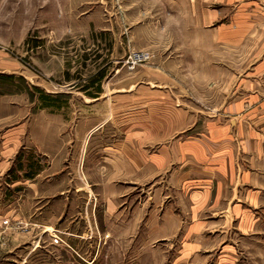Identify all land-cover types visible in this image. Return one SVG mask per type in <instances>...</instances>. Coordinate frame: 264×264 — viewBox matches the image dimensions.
<instances>
[{"label":"crops","instance_id":"obj_1","mask_svg":"<svg viewBox=\"0 0 264 264\" xmlns=\"http://www.w3.org/2000/svg\"><path fill=\"white\" fill-rule=\"evenodd\" d=\"M97 8L123 23L130 42H113L108 33L105 51L186 54L171 57L170 65L177 73L187 69L193 95L184 103L143 85L141 112H78L72 124L49 112L42 133H32L37 167L16 171L8 183L4 175L22 134L2 136L0 264H24L42 231L55 226L56 219L39 215L50 209L49 197L64 193L66 158L105 198L107 220L123 216L153 228L155 239L176 237L180 260L201 253L236 260L243 237L264 234V0H65L62 13L92 19ZM132 27L142 30V40L131 47ZM162 68L143 73L149 81L178 84ZM197 86L202 95H195ZM90 91L85 99L98 101V91ZM136 188L145 193L128 209ZM15 189L21 193L11 197Z\"/></svg>","mask_w":264,"mask_h":264},{"label":"rangeland","instance_id":"obj_2","mask_svg":"<svg viewBox=\"0 0 264 264\" xmlns=\"http://www.w3.org/2000/svg\"><path fill=\"white\" fill-rule=\"evenodd\" d=\"M64 6L65 0H0V146L2 136L21 131L22 145L12 167L14 176L16 171L37 167L39 151L32 144V133H42L49 112H59L71 124L79 117L78 112H141L146 105L139 99L138 89L143 85L168 90L184 103L188 93L193 95L192 86L187 84V69L177 73L170 65L171 57L186 54L147 51L148 61L131 64L129 56L140 52L138 48L121 53L105 51L108 33L114 35L113 42H129L122 33L123 23H114L102 8L90 15L92 19H85L86 13H62ZM56 16L62 19L56 20ZM68 16L76 19L67 20ZM141 31L132 27L131 47L141 42ZM153 66H163L169 76L173 73L178 84L146 79L145 67ZM97 88L98 101L86 100L84 95ZM197 88L195 95H202V87ZM64 162L68 178L64 193L49 197L50 209L39 215L56 219L55 226L44 231L41 228L39 243L24 264H264V234L258 240L243 237L233 261L202 253L189 260L177 259L176 237L155 239L153 228L123 216L107 220L105 198L84 179L74 159ZM4 180L8 183V176ZM20 193L15 189L11 197ZM142 193L143 188L134 189L133 201L126 200L128 209L135 208L134 200L142 199ZM58 200L61 206L54 205ZM54 233L61 239L58 243L52 240Z\"/></svg>","mask_w":264,"mask_h":264},{"label":"built area","instance_id":"obj_3","mask_svg":"<svg viewBox=\"0 0 264 264\" xmlns=\"http://www.w3.org/2000/svg\"><path fill=\"white\" fill-rule=\"evenodd\" d=\"M129 58L131 59L130 63L131 64H135V63H139V62H146L150 59V54L148 52H133ZM9 223L8 219H3L2 220V224L3 225H7ZM52 240L54 243H58L60 239V237L58 236L57 233H54L52 236Z\"/></svg>","mask_w":264,"mask_h":264},{"label":"trees","instance_id":"obj_4","mask_svg":"<svg viewBox=\"0 0 264 264\" xmlns=\"http://www.w3.org/2000/svg\"><path fill=\"white\" fill-rule=\"evenodd\" d=\"M86 87H88V86H86ZM97 89H98L97 91H99V88H97ZM12 174H13V169H10V170H8V172L6 173L5 176H8V180H10L11 177L13 178ZM4 186H5V184L3 185V187Z\"/></svg>","mask_w":264,"mask_h":264}]
</instances>
